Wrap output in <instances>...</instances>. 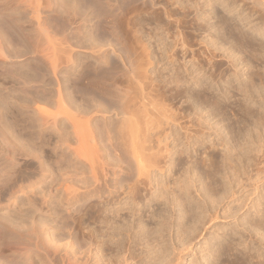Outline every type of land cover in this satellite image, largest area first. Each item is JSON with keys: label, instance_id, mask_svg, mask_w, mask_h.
Instances as JSON below:
<instances>
[{"label": "bare ground", "instance_id": "6f19581e", "mask_svg": "<svg viewBox=\"0 0 264 264\" xmlns=\"http://www.w3.org/2000/svg\"><path fill=\"white\" fill-rule=\"evenodd\" d=\"M26 1L0 0V17H2L0 57L7 59L4 62L9 61L10 64L23 63L27 59L35 60L32 62L33 66L30 65L32 72L29 73H33L32 76L29 73L25 75L19 73L18 76L20 82L25 85L22 91L31 95L36 104L41 103L34 109L36 118L32 117L37 130L21 133L19 135L21 139L18 141L21 143L19 149L37 159V165L28 164L25 171L22 167L23 171L18 168L17 148L11 139L16 137L0 123V154L6 152L4 158L0 159V203L3 199L11 202L17 191L28 189L35 196L39 194L41 202L36 197L28 196L22 200V204L14 207L13 215L8 214L11 216L10 230L14 235L0 243V250L7 249L22 255L21 260L25 264H79L76 255L81 249V241L74 236V232H70L68 237H59L60 228L56 219L65 217L63 213L61 214L63 207L71 210L74 204L94 197L103 184L108 185L111 179L108 178L109 175L114 176L116 180L118 172L125 171H135V179L128 186V198L125 204H140L142 191L150 186L149 202L163 199L168 203V200H172L170 204L178 206V217L181 220L186 214L192 213V217L198 218V221L199 218L205 219L203 226L208 224L219 214V211L211 213L206 203L209 200L216 202L217 199L211 197L203 185L200 189H196L201 192L200 201L190 194L191 188L198 181L193 178L195 174L191 173L197 171L198 164L189 160L190 158L186 162L182 159V155L187 152L184 146L188 148L194 137L197 139L212 137L209 129H206L211 125L216 133L210 138L211 141L213 140L214 145L217 143L224 149L226 147V153L229 154L223 155V159L220 158L219 161L223 163H219L221 165H218L219 161L217 162L216 157H210V172H204L203 176L211 182L214 181L215 173L222 169L224 164L229 165V167L225 166L227 170L234 172L235 181H240L241 176L246 174L244 166L240 165L241 157L245 152L242 151L239 156L237 145L230 144L222 135L224 130L222 131L219 126L222 120L214 125L211 117L215 118L227 113L228 108L233 105L231 103L228 105L227 101L233 100L232 98L235 99L234 104L238 103L236 105L238 110L230 107L235 114L260 113L254 120L246 122L248 128L244 133L241 128L240 131L232 129L234 136L244 137L239 146L244 151L252 147L255 132L257 134V131L260 133L264 130V104L258 101L252 106L241 103L242 96L244 99L245 97L251 100L262 98V102L264 101V72H261V68L264 67V2H262L264 0L252 5L253 13H258L260 19L255 23L249 19L251 13L247 15H244V12L237 15L232 13V16H229L228 13L231 15L232 10L237 8L238 0H209L206 6L204 4V8L203 5L192 0H33L32 16L28 20H23L20 8L24 7ZM44 4L50 9L45 16L41 15L43 12L40 9ZM218 4L228 13L220 14L217 10ZM207 6L210 8L206 9ZM199 12L201 14H198ZM247 19L249 21L245 23L244 20ZM248 24L250 26L245 30ZM189 28L192 32L185 30ZM194 32H207L211 35V39L204 41L206 47L203 46L204 50L201 52L206 55V57L202 56L205 60L199 58L197 61L194 55L191 59L186 58ZM157 40H160L157 43L162 54L160 56L163 59L166 54V65L171 66L166 68L165 65H161L164 68L158 69L156 73L152 65L155 64L157 55L153 56L155 51L151 49V43ZM229 43L231 45L227 47ZM223 48L225 50L220 52ZM180 50L183 51L185 58L184 61L182 59L183 64H180L179 60ZM241 51L249 52L262 65L259 70L252 68L253 70L247 72L249 74L247 81L241 79L245 74L239 72L238 62L235 59ZM78 53L82 54V58H78L76 55ZM160 56L156 59L162 60ZM224 58L227 59V66L224 65ZM189 64L192 65V69L188 68ZM206 64L209 66L208 69L205 67ZM193 71H197L195 75L192 74ZM255 77L260 81H255ZM54 82L57 83V87L52 88ZM238 95L241 97L237 98ZM180 101H182L181 112L195 114L197 120L192 127L184 125L178 127L181 124L177 123V116L172 106ZM109 113L121 114V122L117 120L118 124L114 126L113 123L116 122L110 120ZM1 115L2 113H0V122ZM96 118L101 119L99 124L101 123L102 126H97V129L101 127L99 132L95 130ZM62 119L65 120L64 123L62 122L63 125L60 124ZM242 119L245 117L243 116ZM177 127L186 135L187 142L184 143L183 150L180 148L174 150L170 147V144L180 141L178 136L180 130L175 132ZM22 129H25L24 124ZM47 129L49 132L45 131ZM44 131L50 135L46 136ZM170 137L171 141H169ZM258 137L261 142V137ZM243 145L246 147L243 148ZM261 146L264 147L263 144L259 145ZM6 147L11 148L6 151ZM112 153L115 154L114 157ZM176 153L179 155L174 156ZM97 163L103 166L102 175L97 170ZM152 168L160 169L162 174L176 169L179 173L174 178V186L179 193L171 191L163 181L160 184L156 173L158 169ZM49 176L51 179L45 187L34 190L35 185L49 179ZM201 177L199 176V181ZM58 184L62 188L56 187ZM17 185L20 186L15 189ZM224 188L220 199H224L229 190L226 184ZM259 188L260 185L257 186V189ZM8 195L9 197H6ZM262 199L264 200V195ZM120 203L124 204L122 201ZM42 205L47 208L46 212L50 217L48 216V220L40 219L41 221L38 222L33 214L43 211ZM260 205H262L261 209L255 208L254 213H251L255 216L252 221H242L247 224L244 230L255 235L261 234L264 239V202L258 204ZM200 207L203 209L198 212L197 209ZM107 209L105 205L91 201L83 209L79 206L74 208L65 218H73L72 220L77 222L74 228L82 232V239H86L83 233L85 215L94 222L104 224L108 230H111L110 234L121 235L122 232H127L129 238L126 248V243L122 247L123 245L117 242L115 250L108 248L109 251L103 253L107 242L103 240L104 244L100 239L101 236L98 237L93 229L88 231L87 239L97 245L99 259L111 260L121 257L123 260L134 261L135 257H141L139 261H143L148 255L143 251L136 253L138 241L145 242V245L150 242L147 237V240L143 238L146 227L141 222L142 217L132 210L131 214L134 217L137 215V220L130 221L120 215L123 223L119 224L105 214ZM119 210V208L114 209L115 216L119 214ZM161 211L162 209L152 210L150 216L160 217L165 225L166 220H172L174 215L172 214V218L169 216L168 219V215L164 217ZM28 216L32 217L30 226L24 221ZM49 224L52 225L46 226ZM136 226L138 231L133 238L130 231ZM5 227L6 225L0 224V228ZM165 228L166 226L158 229L160 238L166 242ZM192 228L194 227L182 229V236L185 237L183 245L186 247L192 240L189 237L190 229L194 230ZM156 230L157 228L151 232L149 229L147 231L152 235ZM98 233L105 235L102 230ZM233 234H238V239L242 237L240 230L234 229ZM234 239L235 237L226 241L218 240L216 250L211 253L213 256L211 264H230L225 258L222 259V256L228 249L234 250L236 240ZM241 240L246 241L244 238ZM165 246L166 249L160 250H167L165 256L169 258L172 248L168 246V242ZM158 253H160L159 248ZM160 254L163 256L162 251ZM133 256L135 257L132 258ZM163 259L158 260L159 264H164L161 261ZM17 260L13 259L15 264L20 263ZM245 260L248 261L245 262L246 264H252L254 260L256 264H264V251L262 248H256V251L249 254ZM240 261L233 263L245 264Z\"/></svg>", "mask_w": 264, "mask_h": 264}, {"label": "rangeland", "instance_id": "374dc122", "mask_svg": "<svg viewBox=\"0 0 264 264\" xmlns=\"http://www.w3.org/2000/svg\"><path fill=\"white\" fill-rule=\"evenodd\" d=\"M192 1L197 2L198 4L200 3L201 5H203L202 7L204 8L208 4L209 0H207V1L206 0H192ZM258 1H261V0H244V1L238 0L237 1L238 3H236L237 8L235 10H232L233 12H231V15L227 11L223 10L222 6L219 4L217 5V7H218L217 10L220 14H226V12H227L229 14V16H232V13H233V15H235V14L237 15L241 12L242 13L244 12V15L251 13V16L249 19H251L253 21V23H255L256 21L259 22L260 19L258 18V13H253L252 7L254 5H256V3H258ZM217 2L220 3L219 1H217ZM262 2H264V1H262ZM204 4H205V6H204ZM33 5H34L33 0H27L26 3H24V7L20 8V11H21L20 14H22L23 20H28L29 17L32 16L31 8L33 7ZM209 8H210V6L206 7V9H209ZM40 9L43 12V14H41L43 16L47 15L49 13V10H50L49 6L47 4L42 5L40 7ZM198 9L200 10V8H198ZM263 12H264V7H263ZM195 13H193V15ZM198 14H201V13L199 12ZM203 14L204 13H202V15ZM0 18H1L0 19V21H1L2 17H0ZM249 19L244 20L245 23L247 21H249ZM212 20H214V18ZM238 20H239V18H238ZM249 26H250V24H248L247 28L245 27L244 29L247 30ZM185 30H187L188 32L189 31L192 32V30L190 28L185 29ZM194 33L195 34L194 35L192 34V38H191L192 40H190V43H189L190 48L188 50V53H187L188 56L186 58L191 59V57L194 55L195 60L198 61L199 58H202V60H203L204 57H202V56L206 57V55L204 53H201L202 50H204V47H206V44L204 43V41H208L209 39H211V35H209L207 32H205V33L194 32ZM158 42H160V40H157V42L151 43V49L153 51H155L153 56L157 55L155 57V60H154L155 64L152 65V67L154 68L153 70L156 73L158 72V69L164 68V66L161 67V65H165L166 68H169L171 66L170 64H169V66L166 65L167 64L166 63V60H167L166 54H164L165 57L163 59L160 56L161 52H159L160 50L157 46ZM230 45L231 44L229 43L226 46L229 47ZM155 46H157V47H155ZM224 50L225 49L223 48V50L221 49L220 52L224 51ZM180 51L178 53V54H180L179 60H180V64H183V61L185 60V58H183V51L182 50H180ZM155 53H157V54H155ZM76 55L78 56V58H82V54L78 53ZM238 55L235 58L238 62L237 68L239 69L240 73L245 74V75H243V77H241V79L247 81L248 80L247 77L249 76V74H247V72L251 71L253 69L259 70L262 67V65H261V63H258L257 62L258 60L254 59V57L251 56V54L249 52L246 53L245 51H241ZM159 56H160V59H162V60L156 59V58H159ZM27 58H29V56ZM182 59H183V61H182ZM85 60L88 61V59H85ZM89 60H90V58H89ZM195 60H194V62H197ZM4 61H7V59H3L2 57H0V113H2L0 123L2 126H4L3 128L8 130L9 133H13L14 136L16 137V139L11 138L12 143L15 144L16 148H17L16 161L18 162V168L22 167L23 170L25 171L28 164L37 165V159H35L33 156L26 155L25 151L23 152V150L19 149L21 146L20 141H18L19 139H21L19 135H21V133L26 134V133H30V132L37 130L36 125H34L32 122V117L36 118L37 115H34V113L36 114L34 109H35L37 104L39 105L41 103L36 104L33 101L31 95H28L27 93L22 91V88L25 85H24V83L20 82L21 79L19 78L18 74L22 73L23 75H25V74H28L29 72H32L30 69V65L32 64L31 65V67H32L33 66L32 62L35 60L34 59H27L23 63L18 62V63H11V64L9 61L6 63ZM163 61L165 62V64ZM226 64L228 65V62H227V59L224 58V65L227 66ZM205 67L208 69V67H209L208 64H206ZM188 68L192 69V65L189 64ZM263 68L264 67H262L261 69L264 70ZM3 69H6V70H3ZM262 70H261V72H264ZM196 72L197 71H193L192 74L195 75ZM31 74L33 75V73H31ZM31 74L29 73V75H31ZM63 75H61V77ZM50 76H51V74H50ZM47 77L49 78V76H47ZM256 77H255V81L256 80L260 81ZM51 87L52 88L57 87V83L54 82V84H52ZM240 95L242 96V94H240ZM240 95H238L237 98H240L241 97ZM232 99L233 100L230 99L229 101H227V104L228 105L233 104L230 107L235 109V110H238V107H236V105L238 103L234 104L235 99L234 98H232ZM245 99H247V98L245 97ZM245 99L243 96L241 97V103L243 105H251L252 106L255 104L256 101L264 104V101L262 102V98H256L255 100H251V99L245 100ZM244 101H246L247 103L244 104L243 103ZM181 107H182V101L173 105L172 106L173 109L171 108L177 116V120H178L177 123L181 124L178 127L183 126V125L192 127L193 124H196V120H197L194 112H189V113L188 112L185 113L183 111L181 112V110H180ZM229 108L227 110V113H224L223 115L215 117V118L211 117V120L213 119L211 122L214 123V125H215L217 122L222 120V123L219 124V126L222 128V131L224 130L222 132V135L225 137V139H227V141L230 144L237 145V148L240 151L239 156H241L242 151L245 152L241 157L240 165L242 167L244 166L243 169L246 170L245 171L246 174H243L241 176L240 181H237V180L235 181L234 172L227 170V168L225 167V166L229 167V165L227 163H226L227 165L224 164L222 169L220 168L219 171L217 173H215V178H214L215 180L214 181L211 182L208 178H205L203 176L204 172L205 173L210 172L209 171L210 170L209 164L211 163L210 157H216L217 162H218L220 160V158L223 159L222 158L223 155L225 156V155L229 154V152L226 153V151H227L226 147L224 149V147H222L221 145L219 146V144H217V143L214 145L213 140L211 141L210 138H212L213 135L216 134L215 131L213 130V128L211 127V125H210V128L206 127V129H209V132H210V134H212V137L211 136H210V138L209 137L208 138L207 137L206 138L200 137L199 139L194 137L193 139H191L190 146L187 145V147L189 146L188 148H186L184 146V143L187 142V140L185 139V136H186L185 132L183 130H180V128L177 127L175 132L180 130V132L178 131V133H179L178 136H180V141H178V143L170 144V147L171 148L173 147L174 150H177L179 148L183 150V146H184V149L187 152L182 155V159L186 162V160H188L190 158L189 160H193L195 163L198 164V166H197L198 168L197 169L195 168L197 171H194L191 173L192 175L195 174L196 177L193 176V178L198 180V181L196 182L197 184H195V186L193 188H191L190 194H192V196H194L198 201H200L202 199V197L200 195L201 192L199 190H196V189L197 188L200 189V187H202V185H203L206 188V190L209 192V194H211V197L217 199V200H215L216 202H211V200H209L206 203L208 210L211 213L218 210L219 214L217 216H214V218L211 221H209L208 224H206L204 226H203V222L205 219L199 218V221H198V218L192 217V213H189L188 215L186 214L185 215L186 217L181 220L178 217V215H179L178 214L179 210L177 208L178 206L175 207L174 204H170L172 202V200H171L172 196L169 197V199L171 201L168 200V203H165L163 201V199L152 200L150 202L148 201V198L151 195V191L150 190H149L150 192L148 191L150 186H148L145 190L142 191L143 197H142V201L140 202V204L131 205V203H130L127 205L124 202H126V199L128 198V191H129L128 186L131 182L134 181L133 179H135V175H134L135 171L134 172L133 171L118 172V177L116 180H115L114 176L112 177L109 175L108 178H111V179H110L108 185L106 186L103 184V186H102L103 189L101 188L99 193H97L98 195L96 194V195H94V197H90V199L88 198V199L84 200L82 203L74 204L71 207V210H67L63 207L62 208L63 212L60 209L61 214L63 213L62 215L67 217V215L70 212L72 213L74 208L79 206L81 209H83L88 203H90L92 201L95 203L98 202L101 205H105V207L108 208L105 211V214H107L112 219L116 220L117 223H119V224L123 223L122 220L120 219V215L127 217L128 220H130V221H133L135 219L137 220V217L140 216V217H142L141 218L142 224L146 227L145 233L143 235L145 237H143V238H145L144 240H147V238H148L150 244L145 245L144 244L145 242H139L138 241L139 246L136 247V253H140L141 251H143L144 254H147L148 256H146L143 261H139L141 257L136 258L135 256L132 257V258L135 257L134 261H132L131 259L128 261L123 260L121 257L118 259L113 258L111 260L99 259V256L97 254V249H98L97 245L95 244L94 241L89 242L90 240L87 239L88 238L87 233H89L88 231L93 229L94 231L97 232L98 237L101 236L100 239L102 240V242L104 244H105V242H107L104 245L105 247H104L103 253L109 251L108 248H111V250H115V248L117 246V242L118 243L120 242L123 245V246L122 245L121 246L124 247L125 243L128 242V238H129L127 232L124 231V232H122L121 235H119V234L117 235V233H112L113 234L112 235V234H110L111 230H108L104 226V224H100L99 222H94L93 220L89 219L85 215L84 216V224H83V226L85 225L84 226L85 230H83V233L86 235V239H82V235H83L82 232H80L76 228H74L76 226L77 222L75 223L72 220L73 218H65L64 217L63 219H61V217L60 218L58 217L56 219V222H58V225H59L58 228L61 229V230L59 229V232H60L59 237H68L70 232H74L75 233L74 236H76L78 241H81L80 242V244H82L81 249L76 255L78 258L79 264H107V262H110V264H133L135 262H138V264H159L160 261H158V260H160V258L161 259L164 258L163 260H161L162 262H164V264H211V261L213 260V256L211 255V253L214 250H216V247H217L216 245H217L218 240L221 239V241H226V240L231 239V237H235V239H236V240L234 239L235 243L233 246V248L235 247L236 249L235 248H234V250L228 249L226 251L227 255L225 254L224 256H222V259L225 258V261L230 263V264L231 263L235 264L233 262H236L237 260H241L240 262H243V263H245V262L248 263V261L245 259L248 258L249 254L255 252L256 248L257 249L262 248V250L264 251V239H262V235L261 234L255 235L253 233L251 234L248 231L244 230V228L247 227V224L243 223V221L244 222L245 221H252V218L253 217L255 218V216L251 215V213H254V211L256 209H261L262 205L258 206V204H261V203L263 204V202H264V200L262 199V197L264 195V147L263 146L259 147L260 144L264 145V133H263L264 130H263V132L260 131L261 135H258V134H260L258 131H257V134L255 132L254 138L256 140L257 139L259 140L258 136H260L261 142L259 140L258 141L259 143H258L255 139H253L254 142L251 144L252 147H250L251 151H250V149L245 150V151L241 150V147H239V146H240V143H242L244 137L239 138L237 136H234L232 133L233 128L235 130H239L241 128L240 130L243 131V133H244L245 130L248 128V126L245 125L246 122L249 120L248 121V123H249L250 121L254 120V118L258 117L260 115V113H250V114H248V113H236L235 114L234 112H232L233 109L230 108L231 109L230 110ZM108 115L110 116V120L111 121L113 120L112 122H116V124L113 123L114 126L118 124L119 120H120V122L122 120L121 114L117 115L115 113H109ZM243 116L247 120L242 119ZM100 120H101L100 118H96L94 121V124L96 126L95 127L96 131L100 130V128H101V127H98V129H97V126L101 125V123L99 124ZM244 120H245V123H244ZM15 121H17V122H15ZM63 121H65V120L62 119L60 124L63 125V123H64ZM17 123H18V126H16ZM23 124H24L26 130L22 129ZM205 124L206 123H204V125ZM45 131L49 132V129H47ZM48 132H45L47 134L46 136L50 135V134H48ZM181 139H182V142H181ZM237 139H239V140H237ZM171 140L172 139L170 137L169 141H171ZM236 142H237V144H236ZM103 143H104V141H103ZM251 145H249V146H251ZM242 147L245 148L246 145H243ZM10 148L11 147H6V151ZM18 150H19V152H18ZM5 154H6V152L0 154V156L3 155V157H0L1 160L4 158ZM177 155H179V154L176 153L174 156H177ZM114 156H115V154L112 153V157H114ZM125 158L128 160L127 157H125ZM226 162H228V161H226ZM219 163L223 164L222 162L219 161L218 165H221ZM205 166H206V168H205ZM102 167H103L102 165L97 163V170H98L100 175H102ZM22 168H21V170H22ZM152 169H158V168H152ZM258 172H261V173L258 174ZM156 173H157V176H158L157 178H158L160 184L163 181V182H165L164 184L169 186V189L171 191L174 190L176 193H179L178 189H176V187L174 186V178L179 173L176 169H173L172 172L167 171L165 174H162L161 170L158 169L156 171ZM162 175H164V176H162ZM199 176H202L201 181H199ZM50 177L51 176H49V179L47 178V179H45V181H41L37 185H35L34 190H37L36 188L40 189V188H42V186L45 187L47 185V182H49V180L51 179ZM228 181H230V183ZM224 184L227 185V188L229 187V190H228V192H226L224 199L222 198L224 200L223 201L219 197L223 194V192L225 190ZM59 185L60 184H58L56 187L62 188V186H59ZM259 185H260V188L257 189V186H259ZM19 186L20 185H17L15 189H18ZM61 193H63V192H61ZM61 193H60V195H61ZM14 195L15 196L11 199V202L3 199L2 202L0 203V224L6 225L5 228H0L1 229L0 230V243L9 240V238H11V236L14 235L12 233V231L10 230L11 229V221H10L11 216H9L10 215L9 213L14 214V212H15L14 207L17 204H19V205L22 204V200L26 199V197H28V196H30L31 198L36 197L38 199V201L41 202V200L39 198L40 197L39 194L35 196L34 193L32 191H30V189H28L27 191H22V190L17 191ZM261 195H262V197H261ZM64 196H67V195L64 194ZM6 197H9V195ZM120 201H122V203H124V204L121 205ZM199 203H201V202H199ZM52 205H54V203H52ZM41 207L44 209L43 211H37L34 214L32 213L34 219L37 220L38 222L43 220V219H47L50 217L49 214L46 212L47 208H45V206H43V205ZM130 207L133 208L132 210L137 212L138 216L137 215H136V217L132 216L131 213H133V212H131L132 210ZM116 208L120 209L119 214L117 216L114 215V209H116ZM160 209H162L161 215H163L164 217H166L168 215V217L170 216L172 218V214L174 215L172 220L170 219V217L168 218L170 220H166L167 224H165V225L163 224L165 222L162 223L163 219H161L160 217H151L150 216V211H152V210L159 211ZM199 209H197V211L201 212L203 208H201L200 211H199ZM176 212H177V214H176ZM175 214H176V216H175ZM76 215H78V214H76ZM31 218H32L31 216L30 217L28 216L26 218V220H24L25 223L28 222V223H26V224H28V226L31 225V224H29V222H31L30 221ZM178 218H179V220H178ZM6 219H9V220H6ZM171 222H173V223L171 224ZM50 225H52V224H49L46 226H50ZM161 225L162 226L164 225L163 227L166 226L165 232H164V235H165V237H167L166 239L168 240V241L166 240V242L162 241V238H160V236H159L160 232H159L158 228H163ZM192 226L194 227V228H192L194 230L190 229V231H189V237L192 238V240H191V243L189 244V246L186 247L183 245L185 237H184V235L182 236V229H185V227L191 228ZM156 228H157V230L155 232H153L152 235H150L149 232H151L153 229H156ZM148 229H149V232L147 231ZM234 229L240 230V232L242 234L241 238L239 237V239H238V236H239L238 234L232 235V231L234 232ZM101 230L103 231V233H105L104 236H102L101 234L98 233V232H101ZM137 231H138L137 226L134 227L130 231V234H132L131 236L133 238H134L135 233ZM110 235L112 236V238ZM148 235H150L149 236L150 238L148 237ZM254 237H255V239H254ZM242 238H244L246 241L243 242L241 240ZM62 242H64V241H62ZM108 242H109V244H108ZM158 242H160L159 243L160 245L158 244ZM167 242H168V246H170V248H172L169 258L167 256H165L167 253L166 252L167 250H165V251L160 250V249H164L166 247L165 245L167 244ZM127 245L128 244L126 243L125 248ZM158 248H159L160 253L162 251L163 256L160 253H158ZM156 249H157V251H156ZM10 255L12 258L10 257ZM21 257H22V255L16 254V253H14L10 250H7V249H3L0 252V261H1L0 263H2V264H15L13 259H15V260L18 259L17 261L20 262L19 264H25L21 260L22 259ZM251 263L256 264V260H254V262H251Z\"/></svg>", "mask_w": 264, "mask_h": 264}]
</instances>
